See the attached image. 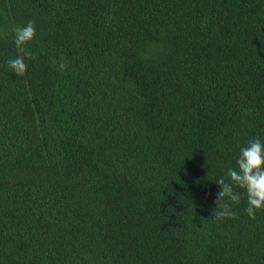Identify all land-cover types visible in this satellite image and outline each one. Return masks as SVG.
Instances as JSON below:
<instances>
[{"label": "trees", "instance_id": "1", "mask_svg": "<svg viewBox=\"0 0 264 264\" xmlns=\"http://www.w3.org/2000/svg\"><path fill=\"white\" fill-rule=\"evenodd\" d=\"M256 136L264 0H0V264H264V210L214 212Z\"/></svg>", "mask_w": 264, "mask_h": 264}, {"label": "clouds", "instance_id": "2", "mask_svg": "<svg viewBox=\"0 0 264 264\" xmlns=\"http://www.w3.org/2000/svg\"><path fill=\"white\" fill-rule=\"evenodd\" d=\"M10 32L12 43L20 54L9 58L7 65L17 76L23 75L28 67L26 60L35 56L28 46L36 39V26L30 20L12 27ZM67 67V62L61 57L58 70L63 72ZM215 183L219 185L215 219L235 216L233 205H239L242 196L246 198L244 213L250 219H255L256 213L264 210V137L250 138L246 144L240 146L235 166L227 169L226 178L219 177Z\"/></svg>", "mask_w": 264, "mask_h": 264}, {"label": "rangeland", "instance_id": "3", "mask_svg": "<svg viewBox=\"0 0 264 264\" xmlns=\"http://www.w3.org/2000/svg\"><path fill=\"white\" fill-rule=\"evenodd\" d=\"M12 27H9V29H11Z\"/></svg>", "mask_w": 264, "mask_h": 264}]
</instances>
